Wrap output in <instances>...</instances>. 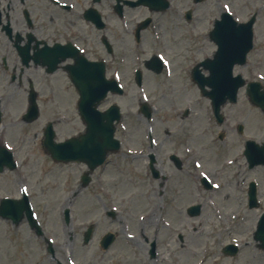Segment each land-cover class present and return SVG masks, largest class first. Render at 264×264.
<instances>
[{
    "label": "rangeland",
    "instance_id": "obj_1",
    "mask_svg": "<svg viewBox=\"0 0 264 264\" xmlns=\"http://www.w3.org/2000/svg\"><path fill=\"white\" fill-rule=\"evenodd\" d=\"M180 5V8H198L197 28L193 30L186 24V28L182 29L173 20L161 19L162 28H157L155 35L151 28L143 33L137 63L144 65V60L150 59L155 49H161L159 52L171 62L173 75L166 79L164 70L161 69L157 75L152 73L157 76L154 77L142 66L145 78L142 87H138L131 73L135 62L133 58H129L128 63L122 65L125 81L121 84L125 89L124 94H109V100L100 106V109H105L111 104L120 106L124 120L121 128L118 126V133L123 139L146 137L148 122L144 113L139 112L143 99H147L155 107H162L159 112H153L154 132L161 140L166 138L165 132L169 129L172 130V138L181 143L185 139L183 133L187 131L190 138L188 144L191 147L187 149L186 174L178 202H173V188L169 193L163 194L156 185L150 192L147 191L148 195L152 196L151 199L142 201L133 195L130 201V195L125 194L128 190L140 192L144 189L137 186L140 184L138 179L128 183L125 181L126 189L125 186L122 189L120 186L114 188L112 198L104 195L95 181L88 188L82 187L79 177L84 165L54 162L41 146L43 128L48 122L54 123L56 138L60 141L84 130L76 108L78 95L71 83L66 81L65 77L62 78L61 72L57 73V79L50 76V85L43 83L40 87V117L27 123L22 114L28 106L27 98L19 92L7 93L12 90L8 77L4 81L0 80L1 93L8 98L5 99L3 122L7 124L10 140L20 150V172L26 174V187L36 216L58 237V258L64 264H130L132 260L137 262L133 257L134 251L140 256L137 264H141V261L143 264H168L164 261L166 257H170V262L179 264H264V249L259 246L261 242L254 240L259 215L264 211V195L262 191L260 197L263 205L260 208H249L246 192L248 180H258V177L261 179L264 169L249 170L238 147H233L232 150L230 147H219V144L212 148L211 152L202 151L203 163L200 162V167L196 169L193 167L195 161L198 164V140L204 139L203 136H198L200 118L197 115L200 113L207 116L209 112L212 114V111L209 100L200 94L198 87L191 80L190 70L185 69V66H192L202 60L205 53L213 50L207 33L213 26V20L219 18L223 10H229L240 21L247 20L256 13L254 48L248 56L247 64L237 67L236 72L243 74L247 79L264 81V0H204L198 4H194L193 0H181ZM194 32H198V35L195 36ZM88 34L90 39L93 38L92 35H96L93 32ZM154 36L159 37V43ZM94 54L97 56L98 49L94 50ZM191 105L195 107L193 116L182 123V115H177L173 106L183 110ZM224 113L228 114L232 121L234 118L244 124L247 122V133L258 142L260 137L263 138L264 120L261 128V110L248 101L243 91L239 102L236 105L227 104ZM211 124L214 128V123ZM224 125L227 124L224 122L222 126ZM124 127L128 130L126 134L122 131ZM229 157L235 158L226 170L224 161ZM107 172L104 174V185H109ZM119 174L118 177L121 175ZM200 176H211L210 181L214 183V188L205 189L199 182ZM17 179L16 172L0 174V198L7 194L17 195ZM231 193L236 197V205L244 214V218L217 220L208 204V198L212 197L223 203L225 196L229 198ZM121 198H126L127 203L123 204ZM114 200L124 206L125 211L120 214L118 221L111 223L105 216V211L108 204L115 206L111 202ZM157 202L167 210V218L159 220L156 226L154 219L147 223L144 221L142 230L137 232L138 215L151 210ZM191 204L202 206L199 216L187 213V207ZM236 205H231L230 211L236 210ZM67 206L72 211V226H67L63 221L62 211ZM127 209H132V215L127 213ZM88 224H97L96 231L92 241L83 245L82 233ZM107 229L117 230L120 235L115 246L104 254L102 259L98 241ZM237 229L241 231L236 233ZM124 230L133 231L128 233L141 241L144 249H141V245L133 244L134 241H129L132 245L128 244V240L124 238ZM179 234H182L183 240H180ZM153 239H157L158 243L155 258H151L148 253L149 244ZM34 241L35 237L24 222L15 226L0 217V264H37L34 261L38 258L39 250L34 248ZM250 242H254L251 247L248 244ZM229 243L238 245L237 255L224 253L223 247ZM189 248L195 250L197 255L189 253ZM252 254L255 256L254 263H251Z\"/></svg>",
    "mask_w": 264,
    "mask_h": 264
},
{
    "label": "flooded vegetation",
    "instance_id": "obj_2",
    "mask_svg": "<svg viewBox=\"0 0 264 264\" xmlns=\"http://www.w3.org/2000/svg\"><path fill=\"white\" fill-rule=\"evenodd\" d=\"M134 1L138 0H0V80L4 81L8 77L12 90L7 93L19 92L26 98L30 87L33 86L41 94L42 84L46 83L49 86L50 73L41 65L35 64L34 60L42 61L48 58V47L54 44L70 49L76 46L88 58L104 59L109 73H119V81L124 82L122 65L128 63L129 58H133L134 62L138 59L140 44L136 30L142 21L151 19L145 31L150 28L152 30L162 28L161 19L173 20L182 29L186 28L187 24L184 12L178 10L179 1L174 4L175 0H168V7L161 11L143 3L134 4ZM96 17L100 20L96 21ZM89 32L96 35H92L93 38L90 39ZM96 49L97 56L94 54ZM68 51L69 49L65 48L62 52ZM72 62L71 58H67L58 64V69L51 75L58 77L57 73L61 72L66 77L63 66ZM160 72L150 71L155 75ZM155 75L153 76L157 77ZM5 97L0 89L1 110H4L5 99H8ZM226 120L225 117L224 121ZM0 137L6 138L5 141L14 148L16 154H19L20 150L9 138L7 124L0 129ZM260 139V142L264 143V136ZM125 142L131 147L122 145L116 153L108 154L106 159L113 155L116 161L130 160L134 163V170L131 169L130 174H150L148 165H145L147 154L144 152V143L150 145L151 141L125 140ZM165 142L170 140L165 139ZM153 149L160 156L168 151L162 145ZM162 160L164 163L158 158V167L162 171L168 169L166 171L170 176L179 174L184 166L183 161L182 165H178L167 155L163 156ZM108 164L110 160L102 166L106 167ZM259 168L264 169V165Z\"/></svg>",
    "mask_w": 264,
    "mask_h": 264
},
{
    "label": "water",
    "instance_id": "obj_3",
    "mask_svg": "<svg viewBox=\"0 0 264 264\" xmlns=\"http://www.w3.org/2000/svg\"><path fill=\"white\" fill-rule=\"evenodd\" d=\"M253 22L254 17L248 23L237 24L230 16L224 14L222 21L217 22L216 28L211 33V38L218 43L219 50L214 59L204 63L205 67L211 72L210 76L208 78H203L198 68V74L200 75H198L197 79L199 87L212 99L213 105L217 106L216 110L219 109L222 101L226 99L223 92L224 86L228 85L232 87L228 88L225 92L227 93L230 91L231 94L229 96L232 101H235L236 92L238 88L243 85V81L240 80V77L230 78V80H234V84L226 77L230 75L235 63L245 62L246 55L253 46ZM215 76H218V79ZM85 82L86 83L83 84L81 78L76 79V85L81 94L79 101L80 114L89 124L87 134H81L65 143L55 144L53 141L54 132L52 126L49 125L45 130L44 146L55 159L86 161L91 165L92 163L96 165L98 163L97 159H95L96 156L101 157V161L103 159L104 152H101L102 148L108 149L114 144V121L119 120L121 114L119 107L115 105L111 106L105 112H98L94 106L100 103L106 96L108 90H119L115 82L104 79L103 70L97 78L91 77L90 79H86ZM138 83L140 84V74ZM206 85L212 87V91L206 90ZM250 86L252 102L256 105H261L264 92L260 91V83L253 82L250 83ZM37 113L38 108L33 99L32 105L27 113V119H34ZM85 141L90 144L91 148H100L101 151L96 152V154L92 153L90 156L86 148L88 144L86 145ZM2 169L3 168H0V171ZM251 199L254 201V194H252ZM7 209V207L0 208V213L7 217L19 219L26 207L15 206L11 207L10 211ZM198 209V206H193L190 208V211L196 214L198 213ZM261 227L262 238L264 239V216L261 220ZM90 235L91 229L87 233V241Z\"/></svg>",
    "mask_w": 264,
    "mask_h": 264
},
{
    "label": "bare ground",
    "instance_id": "obj_4",
    "mask_svg": "<svg viewBox=\"0 0 264 264\" xmlns=\"http://www.w3.org/2000/svg\"><path fill=\"white\" fill-rule=\"evenodd\" d=\"M262 117L260 116V119ZM232 164V160L227 159L224 162V167L226 170H228V167H230ZM236 197L231 193V196L228 198V196H225V200L223 203H219L215 198L209 197L208 198V204L212 207L213 213L215 214V217L217 220H222V221H227L228 219H235L237 216H239L240 214H242V211L237 207L236 205ZM236 205V210L234 211H230L231 209V205ZM165 213L164 209H160L158 204H155L153 206V208L151 210H149L148 212H146L143 216L145 220V222H149V220L151 219H162L163 215ZM240 229H237V232H240ZM249 246H253L254 242H250L248 243ZM189 253H191L193 256L197 255V252L195 250H192V248H189ZM200 253H201V249H200ZM257 256V255H256ZM170 257H166L164 259V261L168 262V264H178L177 262H170L169 260ZM254 254H252V260L251 263H254Z\"/></svg>",
    "mask_w": 264,
    "mask_h": 264
},
{
    "label": "snow or ice",
    "instance_id": "obj_5",
    "mask_svg": "<svg viewBox=\"0 0 264 264\" xmlns=\"http://www.w3.org/2000/svg\"><path fill=\"white\" fill-rule=\"evenodd\" d=\"M26 191V190H25Z\"/></svg>",
    "mask_w": 264,
    "mask_h": 264
}]
</instances>
